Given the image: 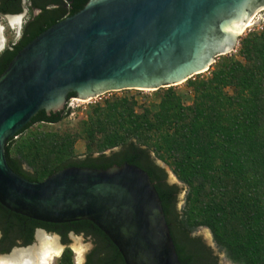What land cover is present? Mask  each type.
<instances>
[{"label": "water", "instance_id": "obj_1", "mask_svg": "<svg viewBox=\"0 0 264 264\" xmlns=\"http://www.w3.org/2000/svg\"><path fill=\"white\" fill-rule=\"evenodd\" d=\"M263 9L264 0H88L41 31L0 74V204L42 222L90 220L124 264H181L144 169L68 166L31 181L10 168L5 144L40 109L63 108L69 91L158 89L207 71ZM35 239L0 256L24 260Z\"/></svg>", "mask_w": 264, "mask_h": 264}, {"label": "trees", "instance_id": "obj_2", "mask_svg": "<svg viewBox=\"0 0 264 264\" xmlns=\"http://www.w3.org/2000/svg\"><path fill=\"white\" fill-rule=\"evenodd\" d=\"M87 1L27 0L29 16L19 38L0 52V74L26 43L79 11ZM0 6V13H20L24 3L0 0ZM238 52L241 59L220 55L206 72L185 81L193 93L190 105L168 86L154 112L135 113V102L127 98L96 108L87 129L89 145L102 151L96 156L91 151L72 156L69 136H22L34 124L66 118L70 114L67 102L75 97L69 91L63 108L40 109L7 140V163L31 181H41L68 166L106 169L125 162L135 164L154 183L181 264H220L201 237L193 235L200 226L210 230L214 242L235 264H264V27L239 36ZM114 146L119 148L109 155L103 152ZM156 159L167 163L188 187L180 210L179 188L167 182L166 171ZM89 227L99 235L100 249L109 244L114 262L124 264L116 246L90 220L42 222L1 204L0 252H6L17 239L23 245L31 243L36 228L60 233L74 228L79 233ZM64 255L63 264H71L70 250Z\"/></svg>", "mask_w": 264, "mask_h": 264}, {"label": "rangeland", "instance_id": "obj_3", "mask_svg": "<svg viewBox=\"0 0 264 264\" xmlns=\"http://www.w3.org/2000/svg\"><path fill=\"white\" fill-rule=\"evenodd\" d=\"M26 2V1H25ZM24 7L25 4H24ZM255 14V13H254ZM264 18V9L256 12L253 20ZM19 20L11 21L5 17L0 16V52L10 45V42L14 40V37L17 35L19 29L24 24L25 20L29 16V12H24L19 15H16ZM264 27V21L248 26L241 34L235 36V41L231 50L228 52L235 59H241L239 55V36L245 35L250 30H261ZM16 38V37H15ZM227 54V53H225ZM218 58V57H217ZM216 58V59H217ZM215 59V61H216ZM206 72V71H205ZM207 75V73H206ZM194 78V77H193ZM176 93L180 94L184 104L190 105L193 101V93L191 88L186 85V82L172 86ZM168 88V86L163 87L162 89H120V90H111L101 92L95 96L88 97L86 99H81L78 97H72L67 102V107L70 108V114L59 121L58 123H37L32 125L22 136L28 134L35 136H46L62 139L66 136H69L72 139V146H70V154L72 156L82 157L88 151H91L92 155L96 156L101 150L95 145L88 143L87 129L90 127V117L94 115L96 108L105 107L107 102L118 101L122 98H127L128 101H134V110L137 114H142L146 109L150 112H154L157 109L160 95L162 92ZM229 93L233 92V88H227ZM21 137L20 135L15 138ZM119 147L114 146L112 148H107L103 150L106 155H109L111 152L117 150ZM157 164L164 168L166 171L167 177L166 180L170 184H176L179 188V193L177 195V209H181L185 203V197L187 193V185L181 182L176 175L172 172V168L165 162L156 159ZM25 168L31 169L27 165H24ZM46 178V177H45ZM44 178V179H45ZM43 180V179H42ZM47 237H56L54 234H45ZM193 235L200 236L201 239L205 242L207 246L211 248L213 254L216 255L218 262L220 264H235L232 262L226 255L223 249H221L213 240L210 230L206 227L200 226L193 231ZM36 241H33V244ZM38 244V243H37ZM73 250H70L71 256H74L75 264L79 263L80 256L82 251H79V247L82 246V249H86V246L89 245L88 241H83L80 235L72 237L70 241ZM84 247V248H83ZM59 250L56 252L58 253ZM55 253V254H56ZM56 257H53L52 264H58ZM72 264V263H71Z\"/></svg>", "mask_w": 264, "mask_h": 264}, {"label": "flooded vegetation", "instance_id": "obj_4", "mask_svg": "<svg viewBox=\"0 0 264 264\" xmlns=\"http://www.w3.org/2000/svg\"><path fill=\"white\" fill-rule=\"evenodd\" d=\"M23 3L25 4L26 7H24L20 13H0V16L5 17L8 20V18H10V17H15L16 15H19L21 13L29 12L27 0H23ZM0 8L3 10L2 6H0ZM37 11L38 10H34L33 13L35 14V13H37ZM21 28L19 29L17 35L15 36L16 38L14 37V40H12L10 42V44L17 41V39L20 36ZM37 229L38 228H36L34 231L33 240L31 243L23 245V242L21 240L17 239L15 241V243L12 244L11 247L6 252H8L14 246H23V247L32 246L33 241L36 240L35 238H36ZM45 232H46V234L56 235L55 238L57 239L60 248H59L58 253L53 254V257L57 258L56 261L58 262V264H63L67 260V256L64 255L65 251L68 249L73 250L72 245H70V241L72 240V237H74V236L76 237V235H80L83 241L89 242V245L86 246V249H81L82 255L80 256V260H79L78 264H116L114 262V260H115L114 255L115 254L112 252V249H111L109 244L108 245L106 244V246L104 245V247H102L100 249L101 239L93 228L89 227L86 229H82L81 231H79V233H76L74 228L65 230L62 233H60L58 231H47V230H45ZM0 236H1V233H0ZM6 252H0V253H6ZM69 259H70L72 264H75L74 256L70 255ZM51 264H52V262H51Z\"/></svg>", "mask_w": 264, "mask_h": 264}, {"label": "bare ground", "instance_id": "obj_5", "mask_svg": "<svg viewBox=\"0 0 264 264\" xmlns=\"http://www.w3.org/2000/svg\"><path fill=\"white\" fill-rule=\"evenodd\" d=\"M255 14L251 16L252 20L254 19ZM17 18H18L17 16L10 17V20L17 21ZM246 27L247 26H245L244 29ZM244 29L242 31H244ZM45 234L46 233L43 231L37 232L36 237H37L38 244L35 245V247H31L27 251L29 254L28 258L21 260V261L16 260L14 263L13 259L9 257L0 256V262L8 263V264H51L53 260V254H55L59 250L60 246L55 237H47ZM81 247L82 246L79 247V251H81L82 249Z\"/></svg>", "mask_w": 264, "mask_h": 264}, {"label": "snow or ice", "instance_id": "obj_6", "mask_svg": "<svg viewBox=\"0 0 264 264\" xmlns=\"http://www.w3.org/2000/svg\"><path fill=\"white\" fill-rule=\"evenodd\" d=\"M17 20H19V18H17ZM0 264H2V262H0Z\"/></svg>", "mask_w": 264, "mask_h": 264}]
</instances>
